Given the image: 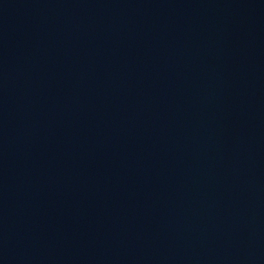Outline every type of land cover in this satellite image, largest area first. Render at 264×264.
I'll use <instances>...</instances> for the list:
<instances>
[{"label":"water","instance_id":"95a60500","mask_svg":"<svg viewBox=\"0 0 264 264\" xmlns=\"http://www.w3.org/2000/svg\"><path fill=\"white\" fill-rule=\"evenodd\" d=\"M0 264H264V0H0Z\"/></svg>","mask_w":264,"mask_h":264}]
</instances>
